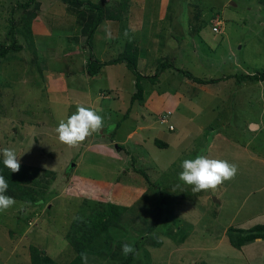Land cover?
I'll use <instances>...</instances> for the list:
<instances>
[{"label":"rangeland","instance_id":"1","mask_svg":"<svg viewBox=\"0 0 264 264\" xmlns=\"http://www.w3.org/2000/svg\"><path fill=\"white\" fill-rule=\"evenodd\" d=\"M82 1L123 18L100 23L92 51L107 61L133 43L138 70L149 77L141 80L148 94L132 100L135 77L124 64L86 75V28L73 16L70 23L59 21L65 3L37 0L24 8L27 0H0V42L8 40L10 27L15 33L30 19L37 51L18 35L24 48L0 62V150L14 149L44 186L37 189L40 203L15 199L0 212V264H30V246L68 264L75 256L70 225L107 203L126 208L103 233L108 239L97 237L100 255H87V264H120L125 243L136 249L131 264H264V240L237 250L227 238L229 227L264 224V81L237 83L234 77L264 72V0ZM155 3L165 33L158 39L153 33L149 43ZM106 21L111 40L101 27ZM165 63L169 69L153 82ZM183 71L216 82L203 90ZM77 106L95 109L104 128L70 148L55 128ZM197 155L235 164V177L193 193L178 175L182 162Z\"/></svg>","mask_w":264,"mask_h":264},{"label":"trees","instance_id":"2","mask_svg":"<svg viewBox=\"0 0 264 264\" xmlns=\"http://www.w3.org/2000/svg\"><path fill=\"white\" fill-rule=\"evenodd\" d=\"M37 0H27L25 4L22 6L24 8L31 7L34 5ZM61 2L67 5V12L75 17L76 23L81 25V27L86 28L84 31V42L85 46L88 49V56L86 57V75L89 77H94L100 74L102 68L106 66L124 64L126 68L134 75L135 77V88L136 91L132 96V100L139 99L141 100L143 96V88L141 86L142 79H149L148 76H144L138 70V62H139V49L135 47L133 43H126L125 48L122 52H120L117 57L107 60L101 61L96 58L92 51L93 46V38L95 31L97 30L100 23L104 20H114L116 18L119 20V16L117 15H106L104 10L100 8L99 5L93 4L91 2H86L82 0H60ZM83 9H86L88 12L90 11V17L84 15ZM125 11L123 8H121ZM121 13V12H120ZM34 17V13L32 16ZM216 18V17H215ZM218 18V17H217ZM32 21L30 19L26 20V23L15 33L13 32V28L10 27L7 35V41L0 42V62H10L16 58V53L20 52L24 46L18 40L19 38L27 41V47L33 52V54L37 53L36 47L34 45L32 38ZM199 33V31H198ZM19 35V38L17 37ZM15 54V55H14ZM169 69V65L159 64L156 68L155 77H150L153 79V82L158 78L159 74L164 70ZM38 71L41 72V68L38 67ZM186 74V77L195 83L198 84H212L215 83V79L204 80L200 78L193 77L190 73L183 71ZM157 77V78H156ZM237 80V83H241L244 81H264V72H258L253 74H242L234 76ZM233 77V78H234ZM156 78V79H155ZM231 78V77H230ZM131 100V101H132ZM155 144L159 147H166L165 144H161L158 141H155ZM46 174V173H45ZM0 175H3L8 182V190L5 193L8 196L13 197L14 199L22 200V201H32L33 203H40L44 199L35 200L37 196L40 195L37 189H42V183L36 181V171L34 173L31 172L30 169L21 165V169L19 173H12L9 169H7L3 165V159H0ZM50 175V174H48ZM49 178V176H48ZM35 185V186H33ZM42 186V188H41ZM128 191L130 189L125 188ZM45 196V195H44ZM126 207L116 206L111 203H107V207L105 210L96 211L95 214L91 215L87 220L81 221H73L70 225V233L72 238L67 235L68 241L75 249V256L68 264H83L81 259V253H86L87 255H100L99 254V245H97L98 238L101 237L102 240L106 241L108 239L105 234L108 228L114 223V221L125 211ZM68 232V234H69ZM107 234V233H106ZM103 236V237H102ZM184 236L180 237V241L183 240ZM227 238L232 247L237 250H241V248L246 245L253 243L257 240H264V224L255 225L248 230H241L229 227L227 229ZM156 244L161 245V241H156ZM135 254H130L126 256L124 259H121L120 264H131L134 259ZM29 260L30 264H57L52 258H50L43 251L38 250V248L34 246H30L29 248ZM205 264V263H200Z\"/></svg>","mask_w":264,"mask_h":264},{"label":"clouds","instance_id":"3","mask_svg":"<svg viewBox=\"0 0 264 264\" xmlns=\"http://www.w3.org/2000/svg\"><path fill=\"white\" fill-rule=\"evenodd\" d=\"M111 22L106 21L101 27L104 28L105 38H113L111 29L107 26ZM127 35V33H125ZM114 127V126H112ZM104 128L103 117L95 109L77 106L76 112L66 120L61 119L55 132L62 144L70 148L78 147L93 133ZM111 131V127L109 128ZM3 156V165L12 173H19L21 169L20 158L17 157L14 149L4 148L0 150ZM47 167V165H45ZM182 171L178 175L179 181L192 186V192L198 193L209 189H216L227 180H231L237 173V166L225 160L209 159L203 155H197L194 159H185L181 164ZM8 182L3 175H0V212L13 207L16 200L6 195ZM122 253L125 256L136 254L133 245L123 244ZM83 264H87V254L81 253Z\"/></svg>","mask_w":264,"mask_h":264},{"label":"crops","instance_id":"4","mask_svg":"<svg viewBox=\"0 0 264 264\" xmlns=\"http://www.w3.org/2000/svg\"><path fill=\"white\" fill-rule=\"evenodd\" d=\"M157 1V0H156ZM54 7V6H53ZM55 9V8H54ZM158 10H159V8L157 7V5H156V3H155V5L154 4H152V6L150 7V17L148 18V20L147 21H150V24H151V28H150V32H149V38H148V41H149V43H150V40L152 39V37H153V33H154V35L156 34V36L158 35V33L159 32H162V33H165V31H164V25H163V27H162V29H161V26L159 25V23H158V25H157V21H158ZM175 11V9L174 8H172V11ZM60 11H64V13H57L58 15H59V21L60 22H68V23H70V20H71V17H72V15H70L67 11H66V9L64 8V7H61V9L59 10V12ZM55 12H56V9H55ZM171 12V10H169V13ZM178 12V11H177ZM140 13H142L141 11H140ZM55 14V13H54ZM126 14H127V12L125 13V16H126ZM56 15V14H55ZM69 16H70V19H69ZM176 18H177V16H175L174 17V19H173V21H171V22H168V25H170V24H172V23H174V20H176ZM122 19L123 18H119V20H117V21H122ZM180 22L178 21L177 22V25L176 26H178V24H179ZM138 25V24H137ZM194 25V24H193ZM190 26H192V25H188V27H187V29H189V30H191V29H193V28H191ZM195 29H196V25L195 26H193ZM136 26H133L132 27V29H135L136 30ZM142 28V27H141ZM59 29V28H58ZM64 31V30H63ZM147 34V33H146ZM212 34V36H213V33H211ZM144 37V36H143ZM142 37V38H143ZM156 39H158V36H157V38ZM147 40V39H146ZM161 41V40H160ZM153 42V41H152ZM159 42V41H158ZM155 43H157V40H156V42ZM159 44H161L160 42H159ZM196 86H199L198 84L196 85ZM201 87H198V88H200V89H203V90H205V88H204V86L203 85H200ZM144 96L143 97H146V95L148 94V93H146L145 91H144ZM152 94H155V93H151V95ZM153 96V95H152ZM152 96H150V97H152ZM153 97H155L156 99L159 97V95L158 94H155V96H153ZM254 126H255V124H253ZM205 137V142H207L209 139H210V136H209V134H206V135H204ZM210 143H212V138L209 140V143H208V145L210 144ZM210 148V147H209ZM208 153V152H207ZM257 241H259V240H257Z\"/></svg>","mask_w":264,"mask_h":264},{"label":"built area","instance_id":"5","mask_svg":"<svg viewBox=\"0 0 264 264\" xmlns=\"http://www.w3.org/2000/svg\"><path fill=\"white\" fill-rule=\"evenodd\" d=\"M219 26L218 25H214L212 28H211V30H212V32L213 33H218L219 32V28H218ZM166 122V121H165ZM169 129H172V127H170Z\"/></svg>","mask_w":264,"mask_h":264}]
</instances>
